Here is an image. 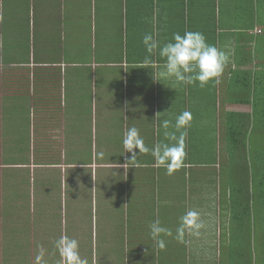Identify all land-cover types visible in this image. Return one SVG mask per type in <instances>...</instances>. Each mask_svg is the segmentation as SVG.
Wrapping results in <instances>:
<instances>
[{
    "label": "crops",
    "instance_id": "1",
    "mask_svg": "<svg viewBox=\"0 0 264 264\" xmlns=\"http://www.w3.org/2000/svg\"><path fill=\"white\" fill-rule=\"evenodd\" d=\"M138 1L0 0V264H35L40 246L59 264L62 234L88 264H233L217 253L236 226L256 245L244 264H264V0H153L146 29ZM185 31L229 58L207 87L161 77L158 53L143 63L145 34ZM185 111L186 166H119L130 127L152 149ZM188 209L205 228L181 242Z\"/></svg>",
    "mask_w": 264,
    "mask_h": 264
},
{
    "label": "clouds",
    "instance_id": "2",
    "mask_svg": "<svg viewBox=\"0 0 264 264\" xmlns=\"http://www.w3.org/2000/svg\"><path fill=\"white\" fill-rule=\"evenodd\" d=\"M142 43L148 53L143 63L151 65L153 63L151 57L158 53L164 61L160 76L174 79L178 84L199 83L200 87H204L223 73L229 59L224 51L209 44L204 34L199 31H185L183 34L173 33L171 40L164 44H161L152 34H145ZM190 121L191 114L187 111L176 117L174 125L168 119L162 120L160 127L164 130V139L156 143L152 149L145 146L139 130L136 127H130L124 134L123 145L125 153H130L131 156L127 158V163L119 166L131 164L132 168H135L138 166L137 157L141 153L148 152H151L155 166L165 168L169 175L182 166H186L184 164L185 139L188 135L186 129L190 126ZM135 150H138V153ZM98 155L103 157L102 152ZM203 228H205V223L200 212L188 209L179 218L175 239L183 242L186 233L198 237ZM149 229L151 239L160 249H164L166 245L162 237L173 236L172 230L162 226L159 219L153 221L149 225ZM54 249L60 256L59 264H88L87 260L80 256L79 241L66 234H62L55 240ZM44 257L45 249L40 246L35 257V264H45Z\"/></svg>",
    "mask_w": 264,
    "mask_h": 264
},
{
    "label": "trees",
    "instance_id": "3",
    "mask_svg": "<svg viewBox=\"0 0 264 264\" xmlns=\"http://www.w3.org/2000/svg\"><path fill=\"white\" fill-rule=\"evenodd\" d=\"M139 5H140V9H139V19H138V23L140 24V27L142 25V27L144 29L147 28V23L148 21L151 19V16H153L150 12H153L155 9V4L153 2V0H139ZM177 3V7L179 6V0H176ZM157 5V4H156ZM153 10V11H152ZM260 34L261 31H258ZM148 53H145L144 55H142L143 58H145V56H147ZM152 59V57H151ZM199 84V83H197ZM209 84L205 85L206 87ZM204 86V87H205ZM201 88V87H199ZM243 231L242 228H239V226L233 227V229H230V236L228 237V243L227 244H222V247L220 248V252L219 254L217 253L218 256H220V259L222 260H227L226 257H228V259L230 257H234L235 253H234V243L235 241L238 239L237 236L239 235V233ZM225 248V250H224ZM244 250L246 251V245L244 247ZM255 248L253 249V247H251V244H249V252H254ZM228 251V252H227ZM230 252V253H229ZM229 253V254H228ZM237 257H240V254H237ZM177 261H173V264H175Z\"/></svg>",
    "mask_w": 264,
    "mask_h": 264
},
{
    "label": "rangeland",
    "instance_id": "4",
    "mask_svg": "<svg viewBox=\"0 0 264 264\" xmlns=\"http://www.w3.org/2000/svg\"><path fill=\"white\" fill-rule=\"evenodd\" d=\"M82 54L83 53H77V58L76 59L78 60V58ZM206 149H210V148H206ZM237 238L238 239L235 241L234 247H233L234 248L235 255H234L232 261H233V264H244L245 262H247L246 261V258H248V260L251 259L252 253L249 252V245H246V251L244 250V243H243L242 233H239V235L237 236ZM255 247H256V245H255ZM237 254H240V258L241 259H237L236 258L237 257ZM248 264H251V263L248 262Z\"/></svg>",
    "mask_w": 264,
    "mask_h": 264
},
{
    "label": "built area",
    "instance_id": "5",
    "mask_svg": "<svg viewBox=\"0 0 264 264\" xmlns=\"http://www.w3.org/2000/svg\"><path fill=\"white\" fill-rule=\"evenodd\" d=\"M257 33H259V32L257 31Z\"/></svg>",
    "mask_w": 264,
    "mask_h": 264
}]
</instances>
